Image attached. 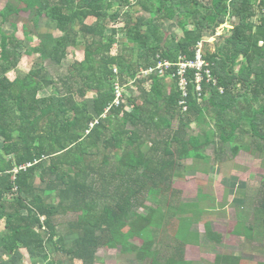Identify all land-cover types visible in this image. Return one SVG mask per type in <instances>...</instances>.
<instances>
[{
    "label": "trees",
    "instance_id": "1",
    "mask_svg": "<svg viewBox=\"0 0 264 264\" xmlns=\"http://www.w3.org/2000/svg\"><path fill=\"white\" fill-rule=\"evenodd\" d=\"M22 14L32 16L23 36L38 40L24 51ZM0 18V250L9 258L25 252L30 264H61L58 254L69 264H96L100 249L121 246L138 251L139 264H189L185 251L199 239L192 227L205 209L201 200L184 202L176 187L185 162L220 163L227 146L233 156L264 158V0H7ZM41 19L57 34H41ZM167 21H176L181 37L164 30ZM227 21L231 33L212 46ZM200 42L213 80L199 93L196 70L188 69L185 96L177 64L195 60ZM81 46L83 59L63 68ZM33 55L23 71V58ZM160 59L174 66L138 78ZM48 65L63 72L52 75ZM131 81L138 94L127 97ZM116 83L124 89L119 106ZM245 135L253 140L240 145ZM211 145L213 156L205 154ZM256 198L257 226L238 221L234 235L264 239V181ZM66 216L74 219L62 234L58 220ZM215 264L244 261L217 256Z\"/></svg>",
    "mask_w": 264,
    "mask_h": 264
},
{
    "label": "rangeland",
    "instance_id": "2",
    "mask_svg": "<svg viewBox=\"0 0 264 264\" xmlns=\"http://www.w3.org/2000/svg\"><path fill=\"white\" fill-rule=\"evenodd\" d=\"M116 3L118 0H114ZM7 0H0V10L4 8ZM117 5V4H116ZM127 9L121 8L120 12L124 13ZM133 12H137L139 9L132 8ZM135 17V15H134ZM32 16L21 15L17 17L18 23V36L22 43V50H30L32 47L38 44L36 38L29 39L23 36L22 24L27 21H31ZM91 21V20H90ZM2 24L0 18V25ZM159 24V22H157ZM123 23L118 26H122ZM164 30L168 33L182 36V32L177 26L176 21H167L164 26ZM3 30L7 33H13L14 27L10 24L3 25ZM39 31L41 34L54 32V28L48 25L46 19H41L39 25ZM108 33L111 32L109 28ZM57 34V32H54ZM226 34V29L224 30ZM124 34L121 33L120 37ZM210 37V36H209ZM212 46L218 43L220 39L212 37L209 38ZM84 47L81 46L78 49H70L68 60L64 63L63 68H67L71 63L76 60H82L84 53ZM212 49H214L212 47ZM37 55L32 57H24L20 68L23 71L28 72L32 66L33 61ZM52 75L62 73V68H56L48 65ZM11 79H14V72L10 73ZM134 87V86H133ZM126 96H136L138 91L135 88L127 87L125 89ZM50 93V90L44 91L41 95ZM92 94L89 95V102L92 104ZM193 133L198 132V127L194 125L192 127ZM253 138L250 135H245L240 141V145L251 144ZM2 147V139L0 138V151ZM214 145H211L205 150V154L209 156L214 155ZM225 152V158L220 163L210 161L206 163L204 160L186 161L184 167L183 178L178 180L176 187H178L182 193V199L187 203H199L205 209L196 224L193 225V231L199 234L198 241H194L191 245L187 246L185 251V260L189 264H215L217 256H232L238 257L244 261V264H261L264 263V256L256 255L255 250L260 246V240L264 243V239H258L252 234L249 236L239 237L234 235L232 231L235 230L238 221L245 222L248 225L257 226V217L255 215L256 205L258 199L256 195L261 189L264 181V158L263 153H249L245 150H241L237 156H233L231 152V146H227ZM204 195V198L199 197ZM149 204L156 206L158 201L150 199ZM193 211L197 209L192 207ZM191 209L186 208L187 212ZM192 211V210H191ZM186 212V213H187ZM141 214H146V209L140 210ZM188 214V213H187ZM74 219L73 216L60 217L59 222L60 231L62 234H67L69 231V222ZM177 222V221H175ZM174 222V223H175ZM247 225V226H248ZM3 229V223H0V230ZM216 232L221 238L219 240L213 239L208 235V232ZM174 229L165 231L164 235L159 239L161 244L164 245L169 238L172 237ZM168 237V238H167ZM258 239V240H257ZM70 242L72 237H67ZM168 242V241H167ZM132 243L137 247L142 246L141 240H132ZM156 244V243H155ZM152 245V249H157L159 246ZM258 246V247H257ZM138 251L131 252L123 251L122 247L116 249H100L98 252V259L96 264H139ZM55 261H59L61 264H69L68 259L65 256L58 254L53 256ZM30 264V261L25 252L18 253L17 256L9 258L7 254L0 250V264Z\"/></svg>",
    "mask_w": 264,
    "mask_h": 264
},
{
    "label": "built area",
    "instance_id": "3",
    "mask_svg": "<svg viewBox=\"0 0 264 264\" xmlns=\"http://www.w3.org/2000/svg\"><path fill=\"white\" fill-rule=\"evenodd\" d=\"M226 29V34L229 35L231 33L232 27L230 24L225 23L221 25L217 31L216 34L212 37L214 38H222L226 34L224 33V30ZM158 58H160L158 56ZM174 65L169 62L168 60H159L158 64L154 67H150L147 70H143L138 75V78L141 76H148L152 73H157L160 75H164L167 71H169ZM178 66V72L176 75L180 77V87L184 92V95L187 96V71L188 69H195L196 70V84H197V91L201 93L203 91L202 84L207 79V81L213 80L211 69L209 68V63L205 61L203 58V42H200L197 45V51H196V59L195 60H188L186 57H180V60L177 64ZM117 72V69H115ZM215 81V80H214ZM130 87L133 88V81L130 82ZM116 89V99L114 104L116 106H119L121 104V99L124 97V89L119 83H116L115 85ZM181 105L184 106V110H186L185 101L181 102Z\"/></svg>",
    "mask_w": 264,
    "mask_h": 264
},
{
    "label": "crops",
    "instance_id": "4",
    "mask_svg": "<svg viewBox=\"0 0 264 264\" xmlns=\"http://www.w3.org/2000/svg\"><path fill=\"white\" fill-rule=\"evenodd\" d=\"M226 23L230 24V26L233 28V25H232V23H231V22H228V21H227ZM226 35H227V34H226ZM209 41H210V40H209ZM255 251L257 252V249H256ZM256 255H257V253H256ZM258 256H260V257H261V256H262V254H260V255H258ZM263 256H264V254H263ZM261 264H264V263L262 262Z\"/></svg>",
    "mask_w": 264,
    "mask_h": 264
}]
</instances>
